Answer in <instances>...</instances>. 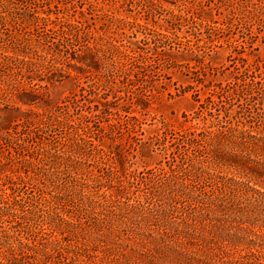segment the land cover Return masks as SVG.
Returning <instances> with one entry per match:
<instances>
[{
	"label": "rangeland",
	"instance_id": "obj_1",
	"mask_svg": "<svg viewBox=\"0 0 264 264\" xmlns=\"http://www.w3.org/2000/svg\"><path fill=\"white\" fill-rule=\"evenodd\" d=\"M20 1L0 9L1 164L15 153L12 138L27 111L54 113L64 123L52 139L39 132L53 143L51 155L38 165L39 179L18 192L27 215L13 223L15 237L26 242L23 228L35 227L37 239L62 250L63 264H180L152 225L162 220L158 211L174 205L169 226L213 240L191 247L178 236L170 246L198 263L264 264V228L251 229L252 213L200 211L198 203L162 198L148 206L152 214L132 212L135 197L153 191L142 180L168 170L185 152L175 143L185 133L243 136L241 142L259 148L228 143L222 157L236 156L235 166L203 160L198 166L209 176L187 174L188 190L176 184L171 191L215 202L227 187L264 192V177L248 169L254 160L264 162V0H24L37 9ZM60 24L78 26L83 39L67 54L36 45L37 35ZM82 40L97 55L86 52ZM15 43L27 48L14 50ZM197 217L208 220L193 225ZM8 226L0 222V231ZM219 235L242 244L220 242Z\"/></svg>",
	"mask_w": 264,
	"mask_h": 264
},
{
	"label": "trees",
	"instance_id": "obj_2",
	"mask_svg": "<svg viewBox=\"0 0 264 264\" xmlns=\"http://www.w3.org/2000/svg\"><path fill=\"white\" fill-rule=\"evenodd\" d=\"M14 2L15 0H0V9H13L11 6L14 5ZM20 2L21 4H25L28 9H37L41 7L37 5L35 1L29 3L22 0ZM48 30L50 32L47 33L45 37L43 35H37V39L35 40L36 45L44 49L46 48L49 51L52 49V45H54L58 54L63 52L67 54L69 52L67 47L75 45L72 43L73 41L78 42L83 39L80 35L81 29L78 26L60 24L58 25V28ZM16 40L17 42L20 41V39ZM82 43H84L82 46L85 48L86 52L89 51L90 53L96 54L99 51L95 47H91L89 42L82 40ZM12 48H14V50H17V48L19 50H25L27 45L15 43V47ZM62 48L65 50H62ZM73 52L75 53L76 51ZM132 58H134V56H132L131 59ZM30 72H33V70ZM21 102L25 105L32 104L31 99L21 98ZM16 110L20 111L19 108ZM24 118L25 122L20 125L21 129H15V136L12 138V147L14 148L15 153L7 158L9 161L8 163L1 164L0 161V222L9 223L6 230L2 232L0 231V264H63L62 250L54 248V244L52 243L49 244L37 239V235L35 233L37 231H35V227L27 225L23 228L22 234H26V242H23L20 239V237H23L20 236V234H18V237H15L17 233L14 231L15 226L13 223L21 224V220L26 219L25 215H27V212L24 210L26 198L23 197V194H18V192L30 181H37L39 179L38 165L44 164V162L47 161L48 157L51 155V152L47 149V147L53 146V143L51 141L44 143L41 137H38L39 132L46 134L52 139V134L55 132L53 129L61 127L64 123L60 120V117L54 115V113L40 116L38 114L36 115L35 113H31V111H27ZM72 127L74 128L73 132H76L73 134H77L76 127L73 125ZM225 135L226 136H224L222 140L219 139L218 135H213V132L209 131L199 134L185 133L184 135H181L175 143L184 147L185 152L179 154L180 158H178L177 162L176 160H173L172 164H168V170L165 171L163 168L159 172H151L150 176L146 179L147 181L142 180L141 184H151L153 191L148 190L147 192H143V194L137 195L135 197V204L133 205L132 212L136 213L138 211H144V213L152 214L151 212L153 211L148 208V206L153 204L152 202L154 199L161 200L160 198H162L168 202L170 201V203H178L179 201L186 200L198 203L197 205H201L200 211H210L213 210L212 208L215 206L221 211L232 210L237 212H246V214L252 213L255 217L253 218L254 221L249 222L252 227L251 229L253 230L256 227H259L260 229L264 228V192H261L259 189L250 185L244 189L231 187L225 188L224 191H221L215 196L216 199H218V202L209 198H207V200L201 199L199 196H195L189 192L171 191L172 186L176 184L183 189L188 190L190 185L186 183V180L192 179H187V174L191 177L199 179H201V177L205 178L206 176H209V173H206L203 170L200 171L201 167L198 166V164L202 163L203 160L216 165L229 164L235 166L237 164V161H235L236 156L230 155V157H222V151L224 150L222 146H226L228 143H233L235 146L244 145L246 148L253 150L254 152H256L258 150L257 148H259L256 143H250L249 141L241 142L243 136L230 137L227 134ZM82 140L85 147L92 148L93 144L91 141H86L83 138ZM74 146L81 148L77 142L74 143ZM188 149L192 150L188 151ZM92 150L93 149H91V151ZM194 152L199 154L195 155ZM172 154L173 152L171 151L170 155ZM190 154L194 157H191ZM29 158L34 159V162ZM197 160L199 162H197ZM252 162L253 165L248 167L250 173L254 175L256 179L264 177V162L255 160ZM2 166H7L6 168L9 169L10 173L14 174L16 177H9L6 174L7 171L4 170L5 167ZM81 170L83 169L81 168ZM110 171L111 170L106 171L109 176V182L112 181V179H110V175H112ZM99 172L101 171L99 170ZM3 174H5L4 177H2ZM88 174L96 177V180L98 179V176L102 177L101 175L96 176L94 172L88 171ZM161 175H163L162 178H160ZM217 181L218 183H223L221 180ZM223 186L225 185L223 184ZM120 188V190L123 191L126 189V187ZM6 190H10L11 193H7ZM65 199L66 198H64V200ZM140 200L144 202L140 203ZM169 206L170 207L167 210L158 211L159 216L162 218L158 225H155L149 219L146 221L147 224L152 223V225H154L158 230V234L160 235L159 241L162 243L164 242L166 248L174 251L178 256H180V258L177 257L180 264H210L205 262L198 263V259L192 255L169 245V242L178 236H181V245L186 244L191 247L202 246L204 242L212 243L211 241L213 240L208 238L203 239V237H195L194 235H190L185 232L183 233V231H178V229H173L169 226L168 219L170 218L168 215H170L173 211L172 208H174V205ZM259 209L262 210L260 211ZM190 220L193 222V225H197L196 223L203 224L208 219L197 217ZM159 230H161V233ZM142 236L147 235L142 234ZM148 236L153 237L152 233H148ZM13 237L16 238V241H12ZM232 237H234V235L231 237L219 235L218 241L223 243L228 242L233 246H240V244H242L239 241H236V238ZM201 241L202 243H200ZM247 246L250 247V243H248ZM260 253L262 252L260 251ZM251 255L255 254L252 253ZM262 256H264V254H262ZM243 257L245 256H241V258Z\"/></svg>",
	"mask_w": 264,
	"mask_h": 264
}]
</instances>
